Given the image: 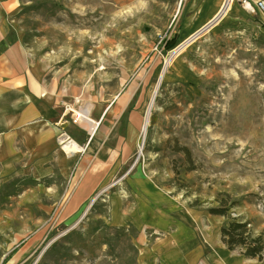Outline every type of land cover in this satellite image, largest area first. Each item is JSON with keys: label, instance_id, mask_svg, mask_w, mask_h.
I'll return each mask as SVG.
<instances>
[{"label": "rangeland", "instance_id": "rangeland-1", "mask_svg": "<svg viewBox=\"0 0 264 264\" xmlns=\"http://www.w3.org/2000/svg\"><path fill=\"white\" fill-rule=\"evenodd\" d=\"M257 1L234 0L174 55L225 0H0L10 42L22 45L30 77H39L43 98L59 113V149L66 135L78 142L68 129L86 128L69 113L90 107L89 118H104L92 146L105 143L122 161L76 222L64 217L70 197L66 188L58 196L57 172L41 177L33 170L36 157L24 154L14 157L15 171L0 163V264H138L139 232L109 221L123 199L125 206L136 199L127 176L147 180L220 226L227 218L209 210H224L264 242V17ZM190 16L195 25L186 32ZM177 32L176 46L166 50ZM87 155L92 163L106 161L98 150Z\"/></svg>", "mask_w": 264, "mask_h": 264}, {"label": "crops", "instance_id": "crops-1", "mask_svg": "<svg viewBox=\"0 0 264 264\" xmlns=\"http://www.w3.org/2000/svg\"><path fill=\"white\" fill-rule=\"evenodd\" d=\"M7 16L0 3V163L9 165V172L15 171L14 157L22 158L24 154L36 157L33 170L41 177L50 174L52 177L57 172L62 187L58 196L66 188L64 196L70 197L64 217L76 222L122 161L117 160L113 150L108 148V152L105 143L102 147L99 143L92 146L98 130L92 139L81 143L84 148L81 156L59 149L56 142L59 113L43 98L39 77H30V63L22 45L10 42ZM194 19L195 16L188 19L186 32L195 25ZM137 119L131 118L126 132L129 139L133 138ZM82 133L87 134L86 128ZM99 133L104 135L105 131ZM88 149L98 150V157H105L106 161L99 163L97 159L92 163L93 155L84 156ZM76 156L83 157L73 169ZM44 165L50 168L45 170ZM124 181L132 183L136 199L131 198L127 206L124 202L127 200L123 199V206L115 208L109 221L117 226L130 225L139 232L134 241L138 264H257L228 250L221 241L220 224L205 212L188 207L169 192L157 190L145 179L127 176Z\"/></svg>", "mask_w": 264, "mask_h": 264}, {"label": "trees", "instance_id": "trees-1", "mask_svg": "<svg viewBox=\"0 0 264 264\" xmlns=\"http://www.w3.org/2000/svg\"><path fill=\"white\" fill-rule=\"evenodd\" d=\"M179 32L174 34L166 41L165 49L170 50L177 44ZM210 214L214 216L226 217L228 221L221 225V241L228 250L233 252L239 247L244 252L242 256L246 259L256 260L259 264H264V242L261 236L252 238L248 231V224L241 223L237 218H230L228 214L221 209H211Z\"/></svg>", "mask_w": 264, "mask_h": 264}, {"label": "bare ground", "instance_id": "bare-ground-1", "mask_svg": "<svg viewBox=\"0 0 264 264\" xmlns=\"http://www.w3.org/2000/svg\"><path fill=\"white\" fill-rule=\"evenodd\" d=\"M234 0H225L223 7H222V16L226 13V11L228 10V8L231 6L232 2ZM202 35V33L198 32L197 36L194 39L187 38L186 40H184L179 46L178 48L175 50L174 55H177L178 53L182 52L191 42H193L195 39L198 38V36ZM169 64H166L164 72L161 73L159 82L156 85V88L154 89L151 98H150V102L149 105L147 106L146 109V113H145V121H144V125H143V133L144 135H146L148 127H149V122H150V118L152 115L153 110L155 109V100L156 97L158 95L161 83L163 81V79L165 78V74L167 72V68H168ZM90 110V107H89ZM86 118V116H85ZM87 123L85 124L86 130H87V134H84L82 132H79L75 129H68L67 131L69 133H72L77 140V141H73V142H66V145L64 146V151L68 154H78L80 152L83 151V147L80 145L83 142H88L90 140V138L94 137L97 128L99 126V122H97L96 120H94L93 118H90L89 120L86 121ZM68 127V126H66ZM69 128V127H68ZM141 155V152H140Z\"/></svg>", "mask_w": 264, "mask_h": 264}, {"label": "built area", "instance_id": "built-area-1", "mask_svg": "<svg viewBox=\"0 0 264 264\" xmlns=\"http://www.w3.org/2000/svg\"><path fill=\"white\" fill-rule=\"evenodd\" d=\"M256 5H257V8L259 9L260 13L264 17V1L258 0L256 2ZM89 112L90 111H89L88 108H79L76 113L73 114L71 112L69 114H72V118H73L72 121H73V123L77 124V122H79V123H86V121L90 119L89 118L90 117V113ZM85 116H86V118H85ZM64 137H65V140L62 142V144L66 143V142H73L74 141L72 138H69L68 135H66ZM80 145L83 147L82 144H80ZM63 151H64V148H63ZM82 152H84V149H83Z\"/></svg>", "mask_w": 264, "mask_h": 264}, {"label": "water", "instance_id": "water-1", "mask_svg": "<svg viewBox=\"0 0 264 264\" xmlns=\"http://www.w3.org/2000/svg\"><path fill=\"white\" fill-rule=\"evenodd\" d=\"M222 12L223 11H221L220 12V14L214 19V20H212V22H210L206 27H203L199 32L200 33H204L205 31H207L216 21H218L219 19H220V17L222 16ZM197 36V34L196 35H194L191 39H194L195 37ZM190 39V40H191ZM96 200V199H95ZM90 209V207L87 209V211ZM84 217L85 216H83L82 218H81V220L80 221H82L83 219H84Z\"/></svg>", "mask_w": 264, "mask_h": 264}]
</instances>
